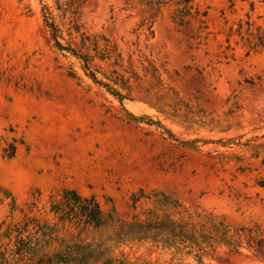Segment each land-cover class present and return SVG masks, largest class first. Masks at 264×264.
<instances>
[{
  "label": "rangeland",
  "instance_id": "1",
  "mask_svg": "<svg viewBox=\"0 0 264 264\" xmlns=\"http://www.w3.org/2000/svg\"><path fill=\"white\" fill-rule=\"evenodd\" d=\"M192 4L180 22L173 3L0 0V250L13 224L57 223L51 205L74 190L122 219L152 211L198 227L210 215L241 247L214 244L203 264H264V0ZM44 8L60 42L90 55L99 79L123 83L127 99L53 48ZM162 194L175 208L157 204ZM67 226L55 229L80 232ZM120 250L137 264H199L150 244Z\"/></svg>",
  "mask_w": 264,
  "mask_h": 264
},
{
  "label": "trees",
  "instance_id": "2",
  "mask_svg": "<svg viewBox=\"0 0 264 264\" xmlns=\"http://www.w3.org/2000/svg\"><path fill=\"white\" fill-rule=\"evenodd\" d=\"M138 2L155 6L176 4L179 6L180 22L184 17L191 15L193 5V0H138ZM205 14V11L199 13L197 9L193 13L194 16ZM42 16L48 38L58 53L63 57L72 56L78 60L84 75L93 83L105 88L120 103L128 98L127 94L118 89L125 88L123 83H118L113 78L104 77L106 81H103L97 77L98 71L90 55L75 51L67 42H60L62 31L55 24L47 8L43 9ZM258 40L260 45L264 41L261 35L258 36ZM92 46L95 49L96 42H92ZM67 75L73 77L74 71L70 70ZM128 115L133 120L141 119L130 113ZM165 132L173 138L169 131ZM195 142L196 140H192L187 144L194 146ZM14 153V144L3 149V156L6 158L13 157ZM257 185L264 187V180L259 181ZM162 196L163 199L157 201L158 205L175 208L177 204L175 201H170L163 194ZM50 212L56 217L57 223L63 226L67 224L69 229H80V232L75 237L71 235L66 237L58 234L55 229L57 223L50 226L47 223L39 224L32 219L24 221L22 226L13 224L12 227H7L3 234L8 242L0 250V264H137L131 262L120 250V247L131 244H150L168 253L171 261L176 256L192 255L197 263L203 264L202 258L211 257L214 253V244L231 246L236 252L241 247L239 241H229L228 229L210 215L203 216L204 223L198 227L189 216L160 215L152 211L144 213L142 217L133 215L130 219H122L118 217L113 206L104 211L93 196L84 197L74 190L65 191L61 203L52 204ZM84 230L90 231L91 236L79 237ZM248 237L250 240V234ZM252 240L259 247L263 238L257 237Z\"/></svg>",
  "mask_w": 264,
  "mask_h": 264
}]
</instances>
